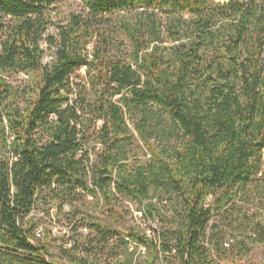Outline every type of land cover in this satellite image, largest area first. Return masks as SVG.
I'll return each mask as SVG.
<instances>
[{
  "label": "trees",
  "instance_id": "16d2710c",
  "mask_svg": "<svg viewBox=\"0 0 264 264\" xmlns=\"http://www.w3.org/2000/svg\"><path fill=\"white\" fill-rule=\"evenodd\" d=\"M56 1L0 0V264H61L34 232L42 202L46 214L68 205V227L91 233L74 237L77 264L121 250L99 221L120 197L153 220L169 205L176 228L131 227L116 264H135L130 242L162 264L264 246V0H82L88 16L48 39L46 65ZM87 143L100 147L92 165ZM142 147L150 157L130 170Z\"/></svg>",
  "mask_w": 264,
  "mask_h": 264
},
{
  "label": "rangeland",
  "instance_id": "374dc122",
  "mask_svg": "<svg viewBox=\"0 0 264 264\" xmlns=\"http://www.w3.org/2000/svg\"><path fill=\"white\" fill-rule=\"evenodd\" d=\"M48 14L50 15L51 21L48 25V29L44 37L45 39L42 41L41 45L44 50L43 63L46 65H51L55 59L57 46L50 44L48 42V39L54 38L56 42L59 43L61 39L60 31L62 30V28L68 27L71 15L80 14L82 17L86 18L89 14V10L84 5L82 0H59L54 2V5L50 7V9L48 10ZM125 43V49L129 50V44L127 42ZM88 50L91 52L92 44L88 46ZM77 74L80 77L85 76L86 68H81ZM27 79V75L20 74L19 76H15L10 81L14 84L19 85ZM86 147L90 149L91 154L89 156V160L91 161L90 165H92V163L94 164L95 162L96 154L100 147L98 146V144L95 143H87ZM136 153L137 155L132 157V159L129 161L130 170L136 166V161H146L150 157V154L143 147L142 149L137 148ZM120 198L122 201L117 205L119 214H114V216H109L108 218L106 214L102 213L99 217V221L100 224L115 228L118 231L117 239L114 240V244L120 245L121 250L114 249L111 254L110 252L112 249L110 247L107 253L105 254V257H103L102 255L96 257H89L87 260H89L90 263L116 264L117 262L125 261L130 255V250L125 249L121 240L125 235H127L128 232H130L131 227H140L153 237L159 234V232L161 231H174L176 228V225L174 223L169 222V218L172 215V212L174 211L169 207V205H167V202L165 200L163 202L167 205L166 207H168L162 211L165 217H163V219L157 218L153 220L147 218L143 211H138L139 205L137 203L130 201L125 197ZM92 199V197H89V200L92 201ZM42 203L39 204L38 208L33 212V214L35 216L43 218L39 226H43V228H45V234L49 235V237L47 235L45 237V234L43 236H41V234L39 236L37 235V237L41 239L42 243H44L45 239H48L50 241V260L61 264H77L72 261V258L75 257L76 259H78L79 257H82V252H72L69 250L71 248H67L69 251H65L66 247H64V237H66L67 235L69 237H75L79 240L80 244V238H90L89 236L91 235V233H89L88 230L83 232V229H81L79 230L81 234L75 235L74 228L68 227V225L70 224L65 220L64 217L66 213L70 212L68 205L60 207L61 203L56 202L50 207V213L46 214L44 210L48 207H46V205ZM91 210H96V208H93ZM166 216H168L169 218H167ZM28 218L29 216L26 218V220ZM65 252H69V254ZM113 256L115 257L113 258ZM148 256V251L147 253L143 252L142 258L140 257L137 263L135 264H162L160 260H152L149 259ZM229 259V264H263L264 246L261 244H254L252 245V250L250 252H241L240 248H237L234 253L229 255ZM173 261H176L175 258L173 259Z\"/></svg>",
  "mask_w": 264,
  "mask_h": 264
},
{
  "label": "built area",
  "instance_id": "2783aa9c",
  "mask_svg": "<svg viewBox=\"0 0 264 264\" xmlns=\"http://www.w3.org/2000/svg\"><path fill=\"white\" fill-rule=\"evenodd\" d=\"M258 220L260 221H264V211L261 210L258 212ZM67 229V228H66ZM65 232V231H64ZM35 233H38V234H41V236H43L44 234V228L43 226H38L36 229H35ZM66 233V232H65ZM63 237V236H62ZM65 241H64V246L66 248H72L74 247L73 244H74V237H69L68 235L66 237H64ZM234 238L232 237H229L227 239V241L224 243V246L226 248H230L233 243H234ZM206 246H208V243L206 242ZM131 249L135 250L134 251V255L135 257H142L143 256V252H146V246H144L143 244L142 245H137V244H133L131 246ZM223 264V263H222ZM224 264H229V263H224ZM264 264V263H263Z\"/></svg>",
  "mask_w": 264,
  "mask_h": 264
},
{
  "label": "bare ground",
  "instance_id": "6f19581e",
  "mask_svg": "<svg viewBox=\"0 0 264 264\" xmlns=\"http://www.w3.org/2000/svg\"><path fill=\"white\" fill-rule=\"evenodd\" d=\"M38 227V226H37ZM83 232H85V231H87V229H83L82 230ZM35 232V231H34ZM44 234H45V228H44ZM43 234V235H44ZM36 235H40V234H38V233H36ZM74 244H75V241H74ZM74 244H73V246H74ZM133 244H136V243H134V242H130L129 243V247H130V249H131V246L133 245ZM138 245V244H137ZM132 251H133V249H131ZM146 252H147V248H146ZM138 259H139V257H135V263H137V261H138Z\"/></svg>",
  "mask_w": 264,
  "mask_h": 264
}]
</instances>
